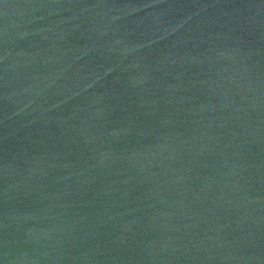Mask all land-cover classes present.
Masks as SVG:
<instances>
[{"label": "water", "instance_id": "obj_1", "mask_svg": "<svg viewBox=\"0 0 264 264\" xmlns=\"http://www.w3.org/2000/svg\"><path fill=\"white\" fill-rule=\"evenodd\" d=\"M0 264H264V0H0Z\"/></svg>", "mask_w": 264, "mask_h": 264}]
</instances>
